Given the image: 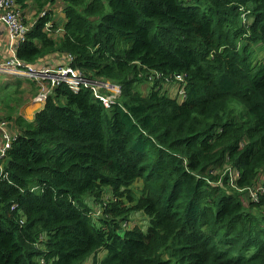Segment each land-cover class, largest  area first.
<instances>
[{"label":"trees","instance_id":"trees-1","mask_svg":"<svg viewBox=\"0 0 264 264\" xmlns=\"http://www.w3.org/2000/svg\"><path fill=\"white\" fill-rule=\"evenodd\" d=\"M17 4L35 22L20 60L72 56L122 93L106 108L61 84L29 121L17 115L29 98H8L23 84H0V121L17 132L0 160V264H82L102 250L95 264H264V193L248 199L264 183V0ZM136 211L146 232L122 226Z\"/></svg>","mask_w":264,"mask_h":264},{"label":"built area","instance_id":"built-area-1","mask_svg":"<svg viewBox=\"0 0 264 264\" xmlns=\"http://www.w3.org/2000/svg\"><path fill=\"white\" fill-rule=\"evenodd\" d=\"M45 15L44 12L41 17ZM25 17L26 15L17 4V0H0V33L4 32L9 38V51H1L4 57L0 60V75H10L33 82L40 90L39 96L34 101L39 104H46L51 91L61 84L68 86L74 93H79L82 89L91 90L93 96L100 100L106 108H110L116 103V100L121 97V87L110 81L88 78L84 72L73 67L75 60L72 56L58 57L51 67H37L20 60L17 56V48L26 41L27 34L35 24V22L31 25L26 24ZM51 27V25H47L49 31ZM177 79L182 81L180 76ZM180 95L185 98L183 88L180 90ZM0 133L2 134L0 160H3L7 151L11 149L17 132L11 133L7 123L1 122ZM2 171L3 168L0 165V172ZM254 198L258 201L257 193L254 194Z\"/></svg>","mask_w":264,"mask_h":264},{"label":"rangeland","instance_id":"rangeland-1","mask_svg":"<svg viewBox=\"0 0 264 264\" xmlns=\"http://www.w3.org/2000/svg\"><path fill=\"white\" fill-rule=\"evenodd\" d=\"M59 4L62 5L60 2H59ZM57 22H58V25H57L58 28H59V26H64V24H65V23H63L61 25V21L60 20L57 21ZM60 30L61 29L57 30V32H55L53 37L56 36L57 38H59V36L61 35V31ZM239 44H242V42L240 41ZM263 57H264V55H263ZM158 78H160V76ZM13 81H14V83H16L15 79ZM22 83H25V82H22ZM15 87H17V86H15ZM181 89H182L181 83H177V84L173 83V84H170V85L168 84L167 85V90H168L169 94H171L173 96V98L179 99V101L184 100V98L180 95V90ZM25 90L27 92L24 94ZM31 91H33V90H31V89H29V90L28 89H24L23 90V87H21L20 90L15 91L8 98H11V100H13V99L20 100L21 99L23 101V99L26 96L31 94L30 93ZM4 93H5V90H2L0 92V99H2V101H0L1 109H5V103H4L5 95H4ZM8 98H7V100H8ZM11 100H8V101H10L13 104L14 101H11ZM2 116L3 115L0 113V120L3 118ZM0 122H2V121H0ZM226 170H227V168H225V171ZM261 182H263V181H261ZM262 185H263V183H261L259 185V188L260 187L262 188ZM130 189H131V191L134 194H136L138 197H140V196H142L141 194H142V191L144 190V183L142 181L136 182L135 184H133L130 187ZM254 192L251 193V192L248 191V193H249L248 199L251 198L253 202L257 201V199L254 198V194H255ZM108 198H109V196L106 197L105 200H107ZM245 204H247V202ZM150 221H151L150 217H148L146 214H144L143 212H140V211H136V212H133V214L131 215V220L128 222V224L124 223L122 226H123V228H131V227L135 228V227H138V228L143 229V231L146 232L148 230L149 226H150ZM106 255H107V251L106 250H102V251L98 252L97 254L91 256L90 258H88L82 264H95L96 262L100 263L106 257Z\"/></svg>","mask_w":264,"mask_h":264},{"label":"crops","instance_id":"crops-1","mask_svg":"<svg viewBox=\"0 0 264 264\" xmlns=\"http://www.w3.org/2000/svg\"><path fill=\"white\" fill-rule=\"evenodd\" d=\"M59 20L61 21V25L63 23H65V20H66L65 19V14L59 13L58 16H57V18H56V22L59 21ZM57 25H58V22H57ZM59 29H61L60 30L61 31V35L60 36H62L63 26H59L58 30ZM54 38H57V37L55 36ZM8 46H9V38H8V35H6L4 32L3 33H0V60L4 57V54H2L1 51L4 50L5 52H8L9 51L8 50ZM14 79L16 80V84L25 82V83H22L23 84V89H28V90L29 89H31V90L33 89V86L29 85V83H26L27 80H25L23 78H19V77L15 78L14 76H10V75H0V84L3 85V84H6L7 82L14 84V81H13ZM26 92L27 91L25 90L24 91V94ZM39 94H40V90H38V94L34 98H32L33 97L32 95H30L29 97L26 96L25 98H29V99H28V101H26V103L23 102L24 104H23V106L21 108L18 109V114L17 115H19L21 117H24L26 120L34 121L36 114L38 112H40L44 108V106H45V104H40L41 107L39 109L33 111L32 114L29 113V111L31 109H33V107H35L34 105L37 104V102H34V101H35V98L39 96ZM3 110L4 109H1V107H0V113L2 115H4L3 114ZM7 127H8V130L11 133L16 132V128H15L14 125L7 124ZM1 146H2V134L0 133V148H1Z\"/></svg>","mask_w":264,"mask_h":264},{"label":"clouds","instance_id":"clouds-1","mask_svg":"<svg viewBox=\"0 0 264 264\" xmlns=\"http://www.w3.org/2000/svg\"><path fill=\"white\" fill-rule=\"evenodd\" d=\"M231 172V176H232V180L235 182V181H238V179H239V177H240V172L239 171H237V170H231L230 171ZM231 184H232V182H231ZM234 186V185H233ZM232 186V187H233ZM262 188H264V183H263V185H262ZM261 187L259 188H257V189H251V190H249V192H251V193H253L254 191V193H257L258 194V191H259V189L260 190H262L263 191V193H264V190L262 189Z\"/></svg>","mask_w":264,"mask_h":264},{"label":"bare ground","instance_id":"bare-ground-1","mask_svg":"<svg viewBox=\"0 0 264 264\" xmlns=\"http://www.w3.org/2000/svg\"><path fill=\"white\" fill-rule=\"evenodd\" d=\"M34 106H35V107H33V109H31V110L29 111L30 114H32L33 111H35V110H37V109H39V108L41 107V105H40L39 103L35 104Z\"/></svg>","mask_w":264,"mask_h":264}]
</instances>
